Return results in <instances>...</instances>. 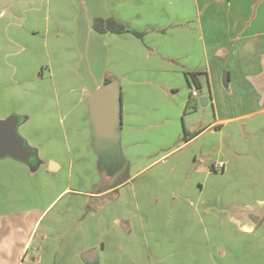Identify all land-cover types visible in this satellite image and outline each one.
<instances>
[{"label":"crops","instance_id":"1","mask_svg":"<svg viewBox=\"0 0 264 264\" xmlns=\"http://www.w3.org/2000/svg\"><path fill=\"white\" fill-rule=\"evenodd\" d=\"M46 2L49 7L45 16L46 43L67 49L66 43L70 42L77 51L72 62H61L64 58L57 60V54L55 62L48 65L47 80L54 84L58 97L55 111L65 113L61 121L69 123L68 128H77L81 123L77 111L83 116L86 112V122H90L93 133L87 98L105 84L106 78L117 82L122 93L119 150L100 154L95 147L94 133L92 146L99 160L105 157L108 165L118 164L123 160V123L143 122L142 116L134 120L130 115L127 118L123 109L120 80L129 77L131 65L145 58L159 63L160 73H172L168 67L176 76L183 73L185 76L187 71L201 72L198 80L202 88L196 87L199 98L207 97L204 105L213 107L215 117L208 125L192 124V131L185 122L183 130L177 128L175 134L180 144L175 149L186 146L190 151L174 160L173 170L184 177L185 171L180 169L188 164V173L193 175L206 174L208 178L221 175L220 181L224 182L214 188L198 180L200 197L204 193L214 194L211 200L200 198V201L210 204L211 209L214 208L211 204L219 202L227 208L228 222L240 226L244 235L239 238L252 241V247L256 241L264 242L263 236L258 237L264 224V213L258 203L264 202L259 195L264 193V0H156V11L152 13H147L146 0H14L0 13V38L5 32L1 27L3 21L8 27L24 28L23 35L29 31L35 34L40 22L37 14H44ZM66 2L75 12L67 8ZM68 17L74 22L71 28ZM98 17L114 18L129 30L142 32L143 36L130 31L99 32L94 28ZM15 38L7 36L9 50L14 48ZM5 49L0 39V119L11 114L27 115L22 123L27 133L25 142H29L41 164L37 169L33 167L30 160L34 155L28 160L30 165L11 156L0 158V264H91L83 257L91 249H97L95 263L99 264H156L151 255L163 264L166 254L174 261L177 255L165 250L172 246L173 250L184 252L185 248L183 241L176 244L169 237L165 240L157 235L156 223L161 219L158 209H163L167 202L162 193L171 192L172 200L167 207L171 205L178 212H184L194 205L190 193L196 185L192 187V183L186 185L174 178L175 184L166 190L165 186L147 182L133 188L135 194L121 204L109 201L87 206L91 198L105 199L123 187L124 181L116 182L113 168L117 167L114 166L109 173L99 174V183L92 190L71 185L59 187L52 173L62 170L63 166L47 150L49 144L44 134V124L54 104L48 99L44 105L43 94V105H35V102L41 103L40 99L36 101V95L45 77L22 72L17 53ZM10 60L15 65H11L12 72L5 73V65ZM30 60L34 62L28 57L27 62ZM179 62L183 63L182 69ZM185 77L192 92L195 85ZM21 82L24 87L26 82L32 86L21 89ZM13 83L17 86H12ZM177 88L174 86L173 90ZM199 98L194 99L190 94L184 104L187 107L189 101L196 103ZM208 133L219 139L214 149L218 160L212 158L211 147H197ZM185 135L190 139L184 140ZM45 161L56 162V171H51L52 165L48 167ZM220 163L224 164L223 168L218 166ZM246 194L256 202L245 200ZM154 198H159L158 204ZM117 205L123 208H116ZM207 217L201 213L197 217L206 226L205 233L206 222L212 223L211 214ZM186 238L193 242L186 248L187 260L174 264H215L204 247L189 260L195 245L194 238ZM168 240L170 243L164 242ZM210 241L208 236L207 242ZM164 245L168 247L164 249ZM259 255L260 250L259 253L255 250L248 262L239 256L228 264H258Z\"/></svg>","mask_w":264,"mask_h":264},{"label":"rangeland","instance_id":"2","mask_svg":"<svg viewBox=\"0 0 264 264\" xmlns=\"http://www.w3.org/2000/svg\"><path fill=\"white\" fill-rule=\"evenodd\" d=\"M146 3L150 8L147 7V13L156 11V0H146ZM158 3H160V1H158ZM66 4L68 5L69 3L66 2ZM48 8V3L46 2L44 14H37L40 22L36 27L35 34L29 31L23 35L24 28H16L15 26L8 27L7 22L3 21L1 22V27H4L5 32L1 35L0 39L3 45L5 44V50L10 52L11 49L9 50L8 48L7 36H16V43L11 51L14 50L17 56H19L18 65L21 71L30 75L31 73H35L36 76L43 74L45 77L44 82L40 81L43 82L40 83L43 86L36 95V101L40 99L41 103L37 105L35 102V105L37 107L43 105V94L46 97H43L45 99L44 105L47 103L48 99H52L54 104L48 122L44 124V134L46 136V143L49 144L47 150L51 152L56 162L63 166L62 170L52 173L53 177L56 178L57 185L62 188L71 185L75 188L89 191L94 189L95 185L99 183L100 177L98 176L100 173H109L112 168L116 166L117 168H113V172L116 174V182L122 180L125 184H120L123 187L120 186V189L109 193L105 199L91 198L90 201L87 202V206H91L98 202L102 203L109 201H116L121 204L129 195L133 196L135 194L133 188L147 182L154 183V185L165 186V189L169 190L171 188L170 186L175 184V179L179 178L178 180L186 185L191 183L192 187L196 185L195 188H192V193H190V200H194V205L184 212H178L171 205L167 207V205H169L168 201L172 200L171 192L165 191L162 193L164 195L163 198H165L167 202L163 209H158L161 214V219L156 223L158 224L157 235L160 238L165 237V240L169 237L176 244H181V241H183L185 248L183 252L181 250H173L172 246L166 249L168 245H164V249H166L165 253L169 251L170 254L173 253L174 256L177 255V257H173V261L172 258L170 259L169 257L171 255L166 254L164 260H162L163 264H174L178 260L180 262L185 259L187 260L185 255H187L188 250L186 248L189 242L191 244H193V242L188 241L186 236H190V240L194 238L195 245L191 250L189 260H191L192 254L199 255V251L204 247L213 256L215 264H222L223 262L228 264V262L234 259H239V256H244L245 261L247 259L248 262L255 250L258 253L260 250L258 264H264V242L256 241L257 243L252 247V241H243V237L239 238L240 235H244L239 230L240 226L228 222L226 216L227 208L220 205L219 202L211 204V207H214L211 209L208 208L210 204L200 201V198H204L207 201L211 200L214 194L204 193L205 196L200 197V189L199 186H197L198 180L214 188V185H220L224 182V180L223 182L220 181L222 180L221 175H213L208 178L206 174H203L199 177L192 173H188V164H185L182 166V169H180H184L186 175L184 177H181V172L180 176H178V173L173 170L176 167L174 165V160L179 155L180 157L188 155L187 152L190 151V149H188L189 147L186 146L175 149L180 144L175 134L178 132L177 128L183 130L185 122L188 129L192 131V127H190L192 124L202 122L208 125L215 117L213 107L211 105H204L200 98L196 103L193 102L191 107L186 110V103L184 104V102L190 97L191 89L189 88L184 73L176 76L175 72H173L170 67H168V70L172 73H160L159 63L152 62V59L142 58L131 65L132 69L129 77L120 80L122 92L124 93L123 109L126 113V117L128 118L130 115V118L134 120L142 116L143 118L141 120H143V122L132 124L127 120L125 124L123 123L121 138L123 160L122 162L120 160L118 164L112 165V163H109L108 165V161L105 157H103V160L97 158L92 146L93 133L90 128V122H86V112H84L83 116L81 112L77 111V114L81 118V123L77 128H68L67 125H69V123H63L61 121L65 113L55 111L58 97L54 84H52L49 79L47 80L50 76L47 71L49 70L48 65L50 62H55L54 58H56L57 54V60L59 58H64L66 60H61V62H72L75 59L74 57L77 51L70 42L66 43L68 45L67 49H62L61 46H56V48H54L51 44L46 43L45 28L47 25L45 16ZM67 8L75 12L73 6L68 5ZM51 20H54L53 15ZM68 20L70 21L69 28H71V26H74L73 19L68 17ZM6 28L9 31H6ZM151 56L153 59L155 58L154 54ZM28 57L30 59L33 58L34 62L32 63L31 60L27 62ZM8 63V65H5V73L12 72L11 65H15L12 60ZM179 67L182 69L183 63H180ZM159 74L162 75L156 77V75ZM26 83L27 85L24 87L23 82H21L19 85L20 88L30 89L32 84L28 85L30 82ZM11 85L17 86L16 83ZM174 86L178 88L173 90ZM206 91L207 90L204 89V92ZM35 105L31 104V106ZM19 117H21L22 122L20 121L18 126V133L26 140L25 135H27V133L26 129L22 127V123L25 122L27 115H19ZM210 134L211 133H208L204 140H200L197 147L201 148L203 145L211 147L210 153L213 154L212 158L218 160L219 156L216 152L217 149H214L215 145L216 147L218 146L219 139ZM26 143L28 144L29 142L26 141ZM156 159L157 161L151 164ZM30 161L36 169L41 164V160L37 154L34 155ZM22 162L30 165L28 161L23 160ZM45 164L50 167L51 161H45ZM33 167L31 165L32 170L34 169ZM215 169L219 170L218 167ZM209 187L207 188L209 189ZM193 193H195V195ZM259 195L260 199H264V193H260ZM157 199L159 198L153 199L155 204H158ZM244 199L256 202L255 198L251 195L247 196L246 194ZM131 201H135V199H131ZM258 203L260 211L264 213V202ZM116 208L123 207L117 205ZM234 211L236 210L233 209V212ZM198 213H201L205 217L211 214L212 223L207 220L208 217L206 218L208 221L206 222V233V226L200 223V219L197 218ZM212 213H217L218 215L216 216ZM188 217L190 221L187 222ZM250 221L251 220H249V222ZM208 236L211 238L210 242H207ZM262 236L264 237V224L259 229L258 237L262 238ZM164 242L170 243L169 240ZM149 254L151 255V252H149ZM151 258L152 260L153 258L155 259L156 264H161V262L157 260L158 258L152 257V255ZM247 262H245V264H247Z\"/></svg>","mask_w":264,"mask_h":264},{"label":"water","instance_id":"3","mask_svg":"<svg viewBox=\"0 0 264 264\" xmlns=\"http://www.w3.org/2000/svg\"><path fill=\"white\" fill-rule=\"evenodd\" d=\"M13 1L0 0V13ZM224 82L227 85L226 79ZM201 101L206 104L207 97L202 96ZM121 102L122 93L115 81L104 84L87 98L92 118L95 147L100 154L110 153L113 149L119 150L118 124L120 126L122 120ZM20 121L21 119L17 114H11L7 118L0 119V158L11 156L28 161L34 155L25 139L18 133ZM55 163L51 162V171H56ZM83 257L87 262L95 263L97 249L88 250Z\"/></svg>","mask_w":264,"mask_h":264},{"label":"trees","instance_id":"4","mask_svg":"<svg viewBox=\"0 0 264 264\" xmlns=\"http://www.w3.org/2000/svg\"><path fill=\"white\" fill-rule=\"evenodd\" d=\"M94 28L97 31L102 32V33L103 32L123 33V32L130 31V32L134 33L135 35H137L138 37H142L143 36L142 32L134 30V29L129 30V28L125 24L117 21L114 18H107V19L100 18V17L95 18V20H94ZM199 74H201V72H197V71H187L186 72V75L188 76L189 80L194 83L195 87L202 88V85L200 84V82L198 80ZM110 82H112V80H110V78H106L105 79V84H108ZM191 105H192V102L189 101V103L187 104L186 110L188 108H190ZM183 139L187 141V140L190 139V136L185 135L183 137ZM31 150H32V148H31Z\"/></svg>","mask_w":264,"mask_h":264},{"label":"built area","instance_id":"5","mask_svg":"<svg viewBox=\"0 0 264 264\" xmlns=\"http://www.w3.org/2000/svg\"><path fill=\"white\" fill-rule=\"evenodd\" d=\"M191 95H192V98H194V99H198L199 98V91H198V89L196 87H193ZM218 166L220 168H223L224 164L220 163V164H218Z\"/></svg>","mask_w":264,"mask_h":264}]
</instances>
